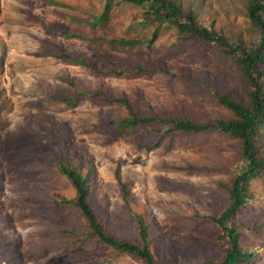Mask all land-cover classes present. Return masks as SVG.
<instances>
[{"label":"rangeland","instance_id":"374dc122","mask_svg":"<svg viewBox=\"0 0 264 264\" xmlns=\"http://www.w3.org/2000/svg\"><path fill=\"white\" fill-rule=\"evenodd\" d=\"M177 1L233 43L250 47L260 39L248 0ZM142 13L130 2L105 11L104 0H0V264H142L62 231L87 223L75 206L60 203L76 190L44 139L83 153L89 200L109 232L138 240L141 214L160 264L224 256L221 227L206 216H220L230 202L225 185L244 165L239 140L222 132L176 134L149 149L134 133L112 130L110 122L129 109L103 96L127 98L140 115L229 119L212 91L245 102L241 72L202 42H180L172 27L150 43L155 27L139 24ZM62 90L87 94L68 104L57 98ZM249 194L237 214L246 225L241 242L257 251L249 264H264V174Z\"/></svg>","mask_w":264,"mask_h":264},{"label":"trees","instance_id":"16d2710c","mask_svg":"<svg viewBox=\"0 0 264 264\" xmlns=\"http://www.w3.org/2000/svg\"><path fill=\"white\" fill-rule=\"evenodd\" d=\"M104 2L105 11L118 2H130L142 7L143 13L139 24L155 27L150 43L157 37L160 28L172 27L177 31L180 42H202L210 49L220 52L222 58L231 59L239 68L247 97L245 102L235 99L229 92L212 91L210 87L202 84L205 89L213 92L219 103L232 112L233 117L229 119L198 121L185 112L179 115L156 113L140 115L133 111L125 97L103 98L109 102L122 103L129 109L128 116L110 122L112 130L117 135L134 133L138 144L149 149L160 146L166 137L176 134L222 132L239 140V154L244 165L234 174L231 184L225 185L230 202L220 216H206L214 219L221 227L219 241L224 247V256L220 259H207L203 264H249L257 251L243 246L241 238L246 225L237 218V214L248 202L250 184L264 174V0L247 2V15L260 33L258 42L250 47L240 42L233 43L215 29L201 24L194 11L185 9L177 0H104ZM103 18V16L97 18L96 22ZM120 42L126 44L128 40L121 39ZM54 53L61 54V51L55 50ZM73 60L86 63L85 60L78 58ZM136 68L138 71L146 70L141 65ZM86 94L80 90H62L57 98L74 104ZM43 144L45 149L60 156L57 168L76 190L73 198L64 197L60 203L75 206L87 223L84 230L62 231L79 241L94 239L97 243L112 247L118 252H126L139 259L142 264H160L151 250L149 228L141 214L137 215L138 240L116 236L99 220L89 200L90 175L83 174L80 165L83 153L73 152L68 141L52 143L44 139ZM123 188H126L125 184ZM124 191L127 194V191Z\"/></svg>","mask_w":264,"mask_h":264}]
</instances>
